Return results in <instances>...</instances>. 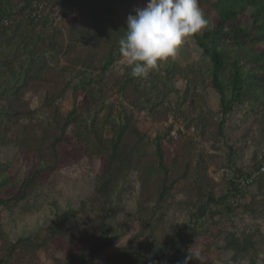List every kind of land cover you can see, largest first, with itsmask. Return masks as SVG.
<instances>
[{"label": "rangeland", "instance_id": "374dc122", "mask_svg": "<svg viewBox=\"0 0 264 264\" xmlns=\"http://www.w3.org/2000/svg\"><path fill=\"white\" fill-rule=\"evenodd\" d=\"M148 2L0 0V104L10 99L5 92L10 75L24 68L37 35L50 38L53 31L60 32L57 44L64 49L71 45L57 58L45 54L55 71H73L78 56L97 65L92 74L97 80L91 89L93 104L71 89L61 93L67 82L74 86L80 80L66 73L58 81L53 75L39 83L28 81L19 92L30 115L9 122V143L0 144V201H5L0 203L1 264H67L84 253L96 237L100 209L95 190L106 166L90 141L84 145L75 141L72 128L66 129L56 168L40 173L37 187L23 201L8 200L17 195L35 164L32 157L24 156L11 142L14 134L26 125L52 127L55 121L62 122L72 107L86 124L92 118L95 125H102L106 120L130 114L145 136L141 158L150 167L145 170L149 171L146 190L139 181L141 168L124 174L113 190L105 223L106 233L116 237V241L105 247L93 264L119 255L137 235L132 243L133 264H264V59L256 48L263 47L259 41L264 42V12L246 6L232 23L225 24L224 31L231 38L222 37L219 44L227 54L228 64L236 62L256 92L254 96H244L223 117L219 96L208 84V62L194 37L187 39L174 57L150 69L146 77L131 76L138 91L136 109L130 106L135 98L130 91L124 97L120 94L129 69L121 56L103 76L99 74L98 61L109 44L124 34L127 17ZM199 7L208 21L197 33L201 35L214 28V21L225 6L221 0H199ZM34 14L45 15L41 26L30 22L29 17ZM235 28L248 36L236 37ZM70 31L100 35L99 45L97 37L88 46L74 45ZM47 91L56 97L47 101ZM102 133L105 139L111 138L108 126ZM3 134L1 128L0 135ZM157 139L165 161L174 164L167 167L168 181L173 186L152 213L160 182L154 176L153 147ZM198 159L202 161L200 174L209 180V185L200 190L193 183ZM173 169L178 170L177 175ZM260 169L263 171L252 183L242 189L237 187V180ZM208 189L215 204H208L204 197ZM141 194L143 209L138 203ZM53 223H62L60 226H66L68 233L74 231L73 234L87 237L71 239L65 235L37 248ZM152 259H156L155 263Z\"/></svg>", "mask_w": 264, "mask_h": 264}, {"label": "trees", "instance_id": "16d2710c", "mask_svg": "<svg viewBox=\"0 0 264 264\" xmlns=\"http://www.w3.org/2000/svg\"><path fill=\"white\" fill-rule=\"evenodd\" d=\"M221 2H223L225 8L221 10L218 19L214 21V28L201 35L196 34L193 37L197 47L202 51L203 56L208 62L206 68L208 84L219 96L220 112L224 117L231 111L234 105H238L242 102L244 96H254L256 89L251 79L240 70L236 62H233L231 65L228 64L227 54L223 46L219 44V40L222 39V37L231 38L229 34L224 31L225 24L226 22L232 23L239 12L246 6L253 7L255 12H264V0H221ZM29 18L32 24L41 26L45 19V15L40 16L39 14H34ZM104 25H107V23ZM234 30L237 32L236 37L246 38L248 36L236 28ZM52 34L50 38H41L40 35H37L35 43L27 53V60L24 68L20 69L16 75H10V83L5 91L9 94L10 99L0 104V129L2 128L4 132L3 135H0V144L9 143L7 133L11 122L15 123L20 118L30 115V111L27 109L26 104L19 98V92L28 81L39 83L44 80L47 75H50V77L53 75V78L58 81L60 80L59 78H63L64 73L67 75H74L79 77L80 80L74 86H70L67 82L64 88L61 89V93L65 92L67 89H71L73 92H79L85 95L89 102L93 104L91 89L92 86L97 85V80L92 78V74L97 71L95 68L97 65L93 66L87 59L78 56L75 57V61L73 62V71L70 72L64 68L55 71V68L49 65L45 58V54H48L52 59L57 58L59 54L63 53L64 50L67 47H71V45H65L66 47L64 49V47L58 45L56 41V36H58V34L61 36V33L53 31ZM70 34L71 42L74 45L81 44L88 46L91 39L96 37L95 40L98 41L99 45L98 37L100 35L94 34L93 36L91 32L85 31H70ZM123 35L124 34L118 36L112 45L109 44V49L103 58L98 61V72L100 75L103 76L109 70L113 61L121 56L118 41ZM259 43L263 44V47L261 49V45L256 46V48L260 50L258 55L261 59H264V42L259 41ZM98 45L97 42H95V46ZM130 72L131 69L129 67L125 80L121 84L120 94L124 97V95L130 91L135 96L134 102L131 103L130 106L136 109L135 101L138 98V96H136L138 91L134 87ZM55 97L56 94L47 91V101H51ZM105 126H108L111 133L110 139H105L103 137L102 130ZM68 128H72L73 137L77 143L84 145L87 140L90 141L95 152L99 155V158L105 162L106 166L105 172L97 181L95 190L97 206L100 209L98 230L96 229L97 232H95L96 237L93 239L91 238L93 241L89 243L84 253L67 263L93 264L100 252L116 241V237L111 238L106 233L107 226L105 219L108 218L107 214L110 206L109 198L118 182L121 180V177L134 168H141L143 171L141 175H139V181L141 188L143 190L147 189L149 179L146 174H148L149 171L145 170L147 167H150L146 166L145 161L141 158L142 153L145 152V146H143L145 136L138 131L130 114L124 113L122 116L118 117V120H106L102 125H95L94 118L86 124L78 119L75 107H72L62 122L55 121L52 127L49 125L43 126L41 124H37V126H23L18 133L14 134L15 139L11 142L18 147V150H20L24 156L32 157L35 164L28 176L21 183L17 195L10 197L8 200L13 202L23 201L29 193L37 187L36 177L42 172L52 171L56 168L58 150L61 147L66 129ZM36 129H39V131L35 132ZM50 129H52V132ZM153 150L154 164L156 166L154 176L160 178V182L157 185V199L155 205H153L152 213L156 207L165 201L172 189L173 182L168 181L167 173H169V171L167 167L168 165L174 166L172 162L167 163L165 161L164 152L160 147L159 139L155 141ZM201 164L202 161L198 159L194 167L193 183L198 190L209 185V180L205 178L203 174H200L199 170ZM176 172H178V170L173 169L174 175H177ZM180 178L183 179L184 177L181 176ZM143 196L144 194L139 196L141 200L139 199L138 202L139 208L141 209H143L141 206ZM204 197L208 204L216 203L210 189L204 191ZM145 199H149V197ZM4 202V200L0 201L1 204H4ZM145 202H149V200H145ZM62 223H53L47 232V236L39 242L37 248L43 246L46 242H52L57 237H65V235L71 239H84L87 237L86 234L82 233L78 235L73 234L74 231L68 233L69 231L66 226H60ZM143 224L144 221H142L141 225ZM138 237L139 235L133 237L119 255L109 258L101 264H133L132 243ZM158 254L157 252L154 256L157 257ZM155 261L156 259H152V262L155 263ZM1 263L2 260H0V264Z\"/></svg>", "mask_w": 264, "mask_h": 264}, {"label": "clouds", "instance_id": "9594fccd", "mask_svg": "<svg viewBox=\"0 0 264 264\" xmlns=\"http://www.w3.org/2000/svg\"><path fill=\"white\" fill-rule=\"evenodd\" d=\"M119 52L133 78H144L150 69L174 57L184 42L203 30L208 21L199 0H149L129 15Z\"/></svg>", "mask_w": 264, "mask_h": 264}, {"label": "built area", "instance_id": "2783aa9c", "mask_svg": "<svg viewBox=\"0 0 264 264\" xmlns=\"http://www.w3.org/2000/svg\"><path fill=\"white\" fill-rule=\"evenodd\" d=\"M193 131V129H191ZM263 171V169H260V171L254 172V173H249L247 176H245L243 179L237 180V187L239 189L244 188L245 186L249 185L252 183L260 174V172Z\"/></svg>", "mask_w": 264, "mask_h": 264}]
</instances>
